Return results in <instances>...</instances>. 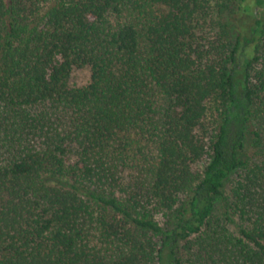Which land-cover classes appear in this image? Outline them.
Segmentation results:
<instances>
[{
	"label": "trees",
	"instance_id": "1",
	"mask_svg": "<svg viewBox=\"0 0 264 264\" xmlns=\"http://www.w3.org/2000/svg\"><path fill=\"white\" fill-rule=\"evenodd\" d=\"M0 264H264V0H0Z\"/></svg>",
	"mask_w": 264,
	"mask_h": 264
},
{
	"label": "rangeland",
	"instance_id": "2",
	"mask_svg": "<svg viewBox=\"0 0 264 264\" xmlns=\"http://www.w3.org/2000/svg\"><path fill=\"white\" fill-rule=\"evenodd\" d=\"M91 72L89 68L74 70L71 75V84L74 86H85L90 81Z\"/></svg>",
	"mask_w": 264,
	"mask_h": 264
}]
</instances>
